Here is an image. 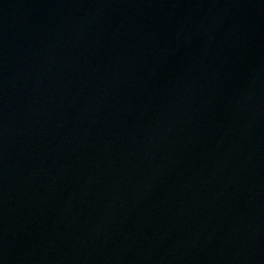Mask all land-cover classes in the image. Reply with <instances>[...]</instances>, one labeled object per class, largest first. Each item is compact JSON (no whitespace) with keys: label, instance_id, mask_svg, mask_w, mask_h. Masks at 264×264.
I'll return each mask as SVG.
<instances>
[{"label":"water","instance_id":"water-1","mask_svg":"<svg viewBox=\"0 0 264 264\" xmlns=\"http://www.w3.org/2000/svg\"><path fill=\"white\" fill-rule=\"evenodd\" d=\"M0 264H264V0H0Z\"/></svg>","mask_w":264,"mask_h":264}]
</instances>
